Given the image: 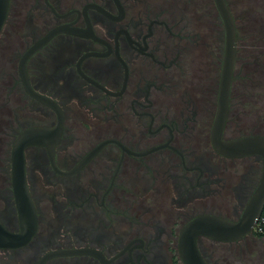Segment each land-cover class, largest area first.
<instances>
[{
	"label": "flooded vegetation",
	"instance_id": "1",
	"mask_svg": "<svg viewBox=\"0 0 264 264\" xmlns=\"http://www.w3.org/2000/svg\"><path fill=\"white\" fill-rule=\"evenodd\" d=\"M60 26L65 29L25 63L32 90L61 109L58 169L71 171L107 139L124 149L107 142L76 171L58 173L44 146L25 147L36 227L25 243L0 247V264H184L180 228L200 214L237 220L262 172L259 154L228 157L211 143L224 47L214 1L9 0L0 29V223L12 233L20 232L11 187L13 141L27 128H49L57 119L25 90L18 63ZM237 59L236 50L235 64ZM18 88L25 97L19 108L36 119H16L13 128L6 98ZM243 90L234 66L224 140L264 136V113L244 106L256 93ZM235 93L242 100L233 110ZM186 211L191 214L182 215ZM252 231L247 235L254 238ZM203 238L239 240L197 236L207 264L213 263ZM79 249L87 251L68 253Z\"/></svg>",
	"mask_w": 264,
	"mask_h": 264
},
{
	"label": "water",
	"instance_id": "2",
	"mask_svg": "<svg viewBox=\"0 0 264 264\" xmlns=\"http://www.w3.org/2000/svg\"><path fill=\"white\" fill-rule=\"evenodd\" d=\"M213 1L222 20L224 47L221 61L217 109L211 128V143L218 153L228 157L259 154L262 158V172L258 185L237 220H229L212 214H200L186 222L180 228L178 235V251L184 264H207L198 248L196 240L197 236L204 235L220 241L238 240L252 231L264 206V136L247 135L232 140H224L222 138L223 127L228 114L231 81L233 79L236 60L237 31L234 17L231 14L226 1ZM8 7L9 0H0V29L6 19ZM63 29H65V27L60 26L49 30L43 37L26 50L18 63V72L25 90L35 99L52 108L57 119L55 125L49 128L31 127L23 130L13 141L11 149V187L14 192L16 207L19 214L20 232L12 233L0 223V247H15L25 243L36 227L34 207L26 186L24 159L25 147L30 145L44 146L52 168L58 173H71L84 164L95 153V151L105 143H118L114 139L102 141L71 171H61L56 165L55 147L61 139L63 125L61 109L54 100L32 90L27 79L25 63L31 53ZM121 147L124 149L123 146ZM83 251L87 250L79 249L69 251L68 253Z\"/></svg>",
	"mask_w": 264,
	"mask_h": 264
},
{
	"label": "rangeland",
	"instance_id": "3",
	"mask_svg": "<svg viewBox=\"0 0 264 264\" xmlns=\"http://www.w3.org/2000/svg\"><path fill=\"white\" fill-rule=\"evenodd\" d=\"M231 7L233 13L235 15L236 22L238 24V40L236 43L237 50V62L235 64V74H237V79L242 82V86L246 88L242 91V93L249 94L251 90H253L255 95L254 103L251 102L246 105L244 102V106L247 109H254L253 111L264 113V47L260 53L258 51H254V49L250 45V38L245 29V24L242 18L243 9L245 7L246 0H230ZM254 8L257 11V20L264 27V0H253ZM24 15V12L20 13ZM207 20V18L205 17ZM41 22V21H39ZM204 25L207 21H203ZM24 25V24H23ZM21 25V29H24V26ZM39 29V28H38ZM264 43V42H263ZM14 49V47H13ZM261 50V49H260ZM13 51V50H12ZM207 49L202 51V55L206 60ZM257 62L254 60L256 58L255 55H260ZM0 61H3V58L0 57ZM262 79V80H259ZM238 83V82H237ZM12 87L11 83L8 87ZM18 91L14 89H10L7 92V107L9 113H12L14 122L13 128L17 126V120H23L28 118L29 121L32 119L35 121V117L28 113L26 110H21L19 106L25 103V97L22 91L18 88ZM252 91V92H253ZM4 92V91H3ZM241 93V94H242ZM240 94V95H241ZM236 96V93L233 97V110L238 108V101L242 100L241 96ZM251 98V95H248ZM1 115V114H0ZM107 122L111 124H115L114 117H105ZM32 120V121H33ZM42 119H39V121ZM45 122H49L52 120V117H45L43 119ZM17 129V128H16ZM15 130V129H14ZM249 128L244 129V132H249ZM16 133H13V138ZM34 172H37V169H33ZM162 173L166 172L165 169L161 171ZM5 183L4 180H0V186ZM223 214H228L230 212L221 211ZM191 214V212H183L182 215L187 216ZM163 216V213H161ZM201 245L203 246L204 252L207 255L208 259L213 264H264V238H251L249 235L245 236L238 241L227 243V242H217L214 240H209L203 238L200 240Z\"/></svg>",
	"mask_w": 264,
	"mask_h": 264
},
{
	"label": "trees",
	"instance_id": "4",
	"mask_svg": "<svg viewBox=\"0 0 264 264\" xmlns=\"http://www.w3.org/2000/svg\"><path fill=\"white\" fill-rule=\"evenodd\" d=\"M245 7L243 9L242 13V18L245 24V29L248 34V37L250 38V45L254 49V51H262V48L264 47V27L259 23L257 20V14L256 10L254 8V3L253 0H246V3L244 4ZM234 20H235V25H236V31H237V40H238V24L235 19L234 15ZM261 49V50H260ZM256 58L254 59L256 62L261 57L260 55H255ZM259 224L256 225L253 228V237L254 238H264V206L262 209V212L260 214V219H259Z\"/></svg>",
	"mask_w": 264,
	"mask_h": 264
},
{
	"label": "built area",
	"instance_id": "5",
	"mask_svg": "<svg viewBox=\"0 0 264 264\" xmlns=\"http://www.w3.org/2000/svg\"><path fill=\"white\" fill-rule=\"evenodd\" d=\"M259 219H260V217L257 219V221H256V223H255V225H254V227H255L256 225H260V224H259Z\"/></svg>",
	"mask_w": 264,
	"mask_h": 264
}]
</instances>
